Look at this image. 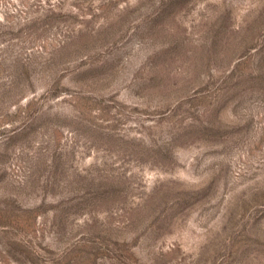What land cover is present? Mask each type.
Returning a JSON list of instances; mask_svg holds the SVG:
<instances>
[{"label": "rangeland", "instance_id": "374dc122", "mask_svg": "<svg viewBox=\"0 0 264 264\" xmlns=\"http://www.w3.org/2000/svg\"><path fill=\"white\" fill-rule=\"evenodd\" d=\"M0 264H264V0H0Z\"/></svg>", "mask_w": 264, "mask_h": 264}]
</instances>
